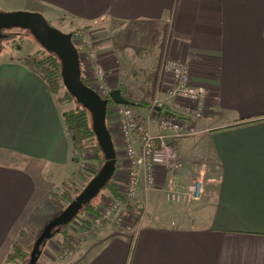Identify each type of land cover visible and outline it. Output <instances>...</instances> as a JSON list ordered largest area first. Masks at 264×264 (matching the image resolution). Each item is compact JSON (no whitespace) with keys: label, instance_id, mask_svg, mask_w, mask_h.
Segmentation results:
<instances>
[{"label":"crops","instance_id":"1","mask_svg":"<svg viewBox=\"0 0 264 264\" xmlns=\"http://www.w3.org/2000/svg\"><path fill=\"white\" fill-rule=\"evenodd\" d=\"M0 1L39 12L68 33L106 18L139 26L98 50L116 100L148 97L147 75L167 57L186 62L193 83L211 94L209 112L196 122L201 133L194 144L181 148L175 142L201 173L208 165L219 167L214 198L196 208L200 224L167 226L155 215H143L134 231L130 224L116 236L105 234L114 226L106 224L96 232L102 238L95 252L70 264H264V0ZM129 40L148 41L151 50ZM170 84L160 72L157 93ZM62 113L56 96L25 61L0 60V150L33 164L29 169L0 163V264L28 224L39 182L57 187L77 173ZM109 128L115 148L122 146L119 133ZM46 168L51 170L43 172ZM143 189L141 181L136 201L158 204L142 196ZM53 259L52 264L65 260Z\"/></svg>","mask_w":264,"mask_h":264},{"label":"built area","instance_id":"2","mask_svg":"<svg viewBox=\"0 0 264 264\" xmlns=\"http://www.w3.org/2000/svg\"><path fill=\"white\" fill-rule=\"evenodd\" d=\"M72 40L91 88L102 98L110 99L113 86L91 34L78 30L72 34ZM161 72L170 78L171 84L162 93L159 91L146 108L138 110L131 103L109 102L107 119L114 120L113 127L121 137L124 158L117 159L118 169L114 176L119 170L127 173L126 180L118 176L113 178L127 200L136 201L142 181L143 190H163L168 202L190 206L205 196V183L197 178L186 186L181 184V157L175 142L201 133L196 122L209 112L211 94L205 86L193 83L190 67L183 60L168 58ZM159 171L165 175L163 180L158 178ZM134 218L126 204L113 201L102 211V217L93 218L85 237L102 228L104 220L120 225ZM69 253L71 250L64 248L61 258Z\"/></svg>","mask_w":264,"mask_h":264},{"label":"rangeland","instance_id":"3","mask_svg":"<svg viewBox=\"0 0 264 264\" xmlns=\"http://www.w3.org/2000/svg\"><path fill=\"white\" fill-rule=\"evenodd\" d=\"M0 11L13 12V11H25V10L11 8L10 5H5L4 2L0 1ZM48 22L52 26L60 30L62 29L61 23L57 24L56 22H51V21H48ZM90 30L92 31L90 32ZM137 31H139V26L137 25H133V24L130 25L126 23L116 22L108 18L98 20L97 22L89 26V30H87V32L91 34V37L94 40V47L97 50H101L100 48H103L106 45L119 43L117 37L118 36L120 37L122 34L132 35V33L137 32ZM5 33L9 37L7 39H3L0 42V51H1L0 53L1 55H3V56H0V60L17 59V60L25 61V63L28 64L29 57L31 56L32 53H34V51L40 48V45L35 41L34 37L31 35V33L28 30L13 29L10 31H6ZM129 43L130 44L135 43V45L136 44L141 45V43L143 45L149 44V47H150L149 49L151 50V45H150L151 43H149L148 41L146 42L143 40L142 42L140 40H136V41L129 40ZM168 58L170 57H167L166 59L163 60L161 66L163 65L164 61H166ZM134 84L135 83H133V85ZM72 106H73L72 103L61 105L63 111L71 108ZM107 122L109 124V127L113 129L112 131H114V133H115V130L116 132H118V130L113 127L114 120L107 119ZM195 140H196L195 137L182 139L180 140V147L181 148H184L186 146L190 147L194 144ZM116 149H117L119 158L123 160L124 159L123 153H122L123 147L118 145ZM94 155L95 154L89 149L84 150L82 153H80L79 155L80 162L76 163L77 165L76 175L78 177L77 178L74 177V179H76L78 182L82 183L81 178L82 177L84 178L86 172H88L87 169L88 167L91 166L92 164L91 158ZM179 155L181 157V168H180L181 182L186 184V182L190 180L193 181L197 178L202 179L203 182L205 183V188H206L205 196L202 198V200L190 206H186L184 204L171 203L166 200L163 190L151 189L147 191L144 190L142 192V196L147 197L149 195L148 200L153 199L158 204L153 205L152 203H150V201L149 203L148 201L146 203H142V202H138V203L143 208L142 212H143L144 217L149 219V218H153V216L155 215L159 223H161L162 225L184 226V227L196 226L200 224V220L197 218V215H196L198 213L196 208L207 203V201L209 204L211 203L212 199L214 198V193H215V188H216L214 184L217 183V179L219 178L220 171H219L218 166L208 165L206 172L203 174L200 172L199 167H197L195 163L191 161L194 158L189 157L190 156L189 152L187 155L189 160L187 161L190 163L186 162V159L184 158L185 154L180 153ZM0 159L3 160L1 155H0ZM1 160H0V163H7L10 165L25 167L29 169L33 165L31 162L28 161V159L17 156V155H11V156H8V158L4 159L3 161ZM182 161L184 162L185 165H182ZM197 163H201V161ZM120 165L122 166V161H120ZM50 170L46 168L45 171L43 172H48ZM117 176L123 180L127 179V173L125 170L117 171L114 177H117ZM71 177L72 175L69 176V178L67 179H70ZM210 179H213V180L209 181ZM58 185L59 186L55 187L43 181L41 183L39 182L36 198L31 204L30 213L32 215L29 216L28 224L23 226L21 229V230H27L28 235L25 238H21L20 236H18L17 241L19 240L28 246H32L36 237L39 235V232L43 228V225L46 222V220L50 216L59 213L65 208L63 203L56 202L51 197V192L61 191L62 184H59L58 182ZM94 202L102 204L101 210L104 211L108 206H110V203L113 201H112V198L108 196L106 192H102L95 198ZM93 218L94 217H91L89 219L92 221ZM131 223L132 221H130L129 223V221L126 220L125 223H122L120 225L111 223L110 225H114L112 226L113 229L108 230L104 226L102 228H105L103 229V231L107 229L105 234L108 233L110 235L116 236L122 230L121 227L130 225ZM137 224L136 225L131 224L133 225V231L137 227ZM96 232L85 237V230L81 227V225L78 222H74L71 225V234H72L71 237L73 236L71 241L72 243L74 242V244H76V246L80 248L75 250L76 254L75 253L73 254L71 251V253H69L66 257H64L65 260H62V262H64L63 264H70V262H74L76 258L82 259L83 260L82 263L85 262L91 256V254L94 253L95 250L99 247L97 245L95 247L94 243L97 242L96 240L100 241V239L102 238V235L100 237H97L98 234H100L101 232L99 233L97 232L98 234H96ZM80 236H81V239H80ZM78 239H80V241H78ZM62 252H63L62 237L58 236L52 239L51 241H49L48 243H46V245L42 248V253L39 258L38 264H52L51 261L55 260L53 258L60 259ZM18 264H21V263H18ZM57 264H60V263H57Z\"/></svg>","mask_w":264,"mask_h":264},{"label":"trees","instance_id":"4","mask_svg":"<svg viewBox=\"0 0 264 264\" xmlns=\"http://www.w3.org/2000/svg\"><path fill=\"white\" fill-rule=\"evenodd\" d=\"M83 30L85 31L89 30V26L84 27ZM76 31L78 30H74L71 33L73 34ZM28 66L44 80L49 91L56 96V100L60 105L62 104L64 105L67 103L73 104L71 108L63 111L62 117L65 127V132L72 143V147L74 151L76 152V156L73 158L74 161L77 163L80 162L79 155L84 150L89 149L95 154L91 158L92 164L90 167H88L87 169L88 172H86L84 178L83 177L81 178L82 183L74 179V177L76 178L78 177L76 173H74L70 179L63 181L61 191L51 192V197L56 202L63 203L66 208L76 198V196L87 186L90 180L98 173V171L100 170V168L102 167L105 161L104 156L100 150V147L97 143L95 134L92 129V120L90 113L83 106L78 105L76 103L75 99L67 92L66 88L63 85L62 76H61V63L57 58V56L53 53L48 52L40 45V48L34 51V53H32L31 56L29 57ZM161 67L162 66H160V69H157L153 73L147 75L145 87H146V94L148 97H146L144 100H128L131 102L132 106L135 107L136 109L141 110L146 108L150 104L151 100H153V98L156 96V93L160 87ZM82 81L85 85L91 87L90 82L87 80L85 75H82ZM111 102L114 101L111 100ZM253 122L256 121L255 120L247 121V122H242L241 124H248ZM107 125L109 126L108 122ZM0 155L4 160L8 158V156L15 154L10 151L0 150ZM117 169H118V161H117L116 170ZM113 177L110 180V182L100 191V193L106 192L107 195L112 198V201H118L123 204H126L129 213L135 217V219L129 220V223L130 221H132L131 224L136 225L143 216V212H142L143 208L137 201L134 202L127 200L122 195L118 186L113 181L114 179ZM95 198L88 205H86L69 224L65 225L60 233L54 235V237L52 238L54 239L58 236H61L63 249L69 248L72 252L76 250V244H74V242L72 243L71 241L73 237V236L71 237L72 235L71 225L74 222H78L81 225V227L86 231L90 229L91 223L93 221V220L91 221L89 218L102 217V210H101L102 204L94 202ZM63 210L55 215L50 216L46 220V222L43 225V228L39 232V235L43 231L44 227L53 218H55L57 215L63 212ZM104 223L105 225L111 224L106 220H104ZM27 235H28L27 230H21L19 233V236L21 238H25ZM39 235L36 237L32 246H28L19 240L15 241L12 247L10 248L9 252L7 253L3 264H18V263L25 264L30 258L32 248ZM52 239L48 240V242L51 241ZM80 239H78V241H80Z\"/></svg>","mask_w":264,"mask_h":264},{"label":"water","instance_id":"5","mask_svg":"<svg viewBox=\"0 0 264 264\" xmlns=\"http://www.w3.org/2000/svg\"><path fill=\"white\" fill-rule=\"evenodd\" d=\"M13 29L28 30L34 39L48 52L57 56L61 63V76L67 92L78 105L88 110L92 120V129L97 143L104 156V163L98 173L76 198L43 229L37 238L30 258L26 264H37L42 248L48 240L61 232L78 213L88 205L100 191L110 182L117 166V152L113 136L107 125V110L110 100L115 103H131L120 98H114V91L110 99L102 98L93 88L82 81V67L79 52L72 40V33L63 32L52 26L39 12L32 11H0V42L9 36L5 33Z\"/></svg>","mask_w":264,"mask_h":264}]
</instances>
